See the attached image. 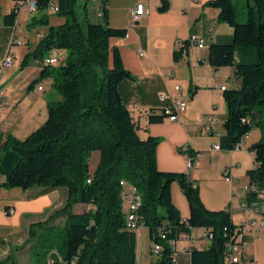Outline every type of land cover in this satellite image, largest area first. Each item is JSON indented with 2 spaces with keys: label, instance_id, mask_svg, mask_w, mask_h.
I'll list each match as a JSON object with an SVG mask.
<instances>
[{
  "label": "trees",
  "instance_id": "obj_1",
  "mask_svg": "<svg viewBox=\"0 0 264 264\" xmlns=\"http://www.w3.org/2000/svg\"><path fill=\"white\" fill-rule=\"evenodd\" d=\"M99 1L103 21L82 23L77 11L80 0H35L39 23L47 27L38 50L40 59L52 49L66 56L58 65H42L34 84L51 78L61 100L48 103L47 121L26 139L8 135L0 143V174L5 177L0 185L23 190L67 188L68 198L48 224L31 226L28 263L11 254L0 264H136L137 238L135 230L126 226L123 181L141 196L138 224L147 227L153 244L161 247L154 264H175L171 241L190 235L194 228H205L212 241L209 248L192 251V264H230L228 244L237 230L232 213L207 209L188 173L158 168L161 138L139 135L138 120L120 93L121 84L134 76L111 40L125 37L127 30L109 25V0ZM53 3L59 8L56 15L65 19L59 26L50 25L48 9ZM210 4L220 11V20L232 27L233 41L212 44L209 62L215 68L234 67L240 80L238 89L225 92L228 119L220 148L239 147L258 127L261 140L249 148L257 167L248 176L256 190H264V0H214ZM169 8V1L161 0L159 11ZM16 19L14 9L3 15L0 8V23L12 27ZM187 46L184 43L177 50V60L184 57ZM93 152L100 153V160L91 171ZM174 182L180 184L189 203L187 220L173 203ZM256 197L257 191L247 195L249 201ZM76 204H91L94 209L77 214ZM59 217L65 218L64 223L52 225ZM245 264L249 263L245 260Z\"/></svg>",
  "mask_w": 264,
  "mask_h": 264
},
{
  "label": "crops",
  "instance_id": "obj_2",
  "mask_svg": "<svg viewBox=\"0 0 264 264\" xmlns=\"http://www.w3.org/2000/svg\"><path fill=\"white\" fill-rule=\"evenodd\" d=\"M168 1L169 10L160 12L161 0H109V25L127 30L125 37L113 38L111 43L119 47L125 67L134 76L120 86L123 101L138 120L142 138H161L157 147L161 171L188 173L197 184L205 207L211 211L230 210L237 225L249 219H264V200L251 201L257 203V212L242 208V203L249 201L247 195L252 186L248 173L257 167L249 148L261 140V130L254 127L233 150L215 149L216 145H221L228 119L225 92L238 89L240 80L234 67L215 68L210 64V46L231 44L233 29L220 20V11L210 4L214 0ZM140 2L146 4L147 13L135 18L134 12ZM0 8L3 15H7L13 10L14 2L0 0ZM40 19V13L30 15L26 8L18 18L22 45L14 46V65L0 74V143L8 135L26 139L47 121L48 103L61 100L51 78L34 84L43 71V66L37 63L41 60L38 50L43 38L40 35L47 34V27L39 23ZM64 21L63 17L50 16V25L59 26ZM97 21H103L101 8ZM13 29V26L0 23V62L10 48ZM192 34L204 41V48L188 43ZM184 43L188 44L187 54L177 60L176 52ZM62 53L64 58L66 54ZM170 74L175 75L173 79L169 78ZM176 84L182 87V93H175ZM223 86L225 91L221 89ZM162 93L187 102L178 121L172 122L163 115L162 109L172 103V98L163 103ZM95 153L96 163L90 166L91 171L97 168L100 160V153ZM190 157L195 158L196 164L189 171ZM226 170L233 181L226 180ZM4 181L5 177L0 174V184ZM171 190L175 207L184 220L188 219L190 207L180 184L174 182ZM0 194L4 195L0 199V260L11 254L19 260V254L28 247H20L21 240L29 238L32 225L50 222V217L65 205L68 189L33 187L23 190L0 185ZM8 209L14 213L8 214ZM93 209L91 204H76L73 208L77 214ZM127 210L124 203L125 214ZM64 221L65 218L59 217L52 225H62ZM134 232L136 264H154L156 255L149 229L142 226ZM246 240L248 249L244 258L247 263L264 264V226L257 236L248 233ZM210 244L205 228H194L190 235H180L176 247L184 252L178 256V264H192V251L207 249ZM29 252L32 259L31 249Z\"/></svg>",
  "mask_w": 264,
  "mask_h": 264
},
{
  "label": "built area",
  "instance_id": "obj_3",
  "mask_svg": "<svg viewBox=\"0 0 264 264\" xmlns=\"http://www.w3.org/2000/svg\"><path fill=\"white\" fill-rule=\"evenodd\" d=\"M12 1L14 2L13 9L17 13V19H16L15 25L13 26L14 29H13V35H12V41L10 44V48L4 60L0 62V74L5 68H9L14 65V62H15L14 46L22 45L21 38L19 37V34L21 33V29L18 26L19 15L21 14L24 8H26L29 11L30 15L36 13L35 0H25L23 2L20 0H12ZM50 8L54 13H57L59 11L58 5L56 3H53ZM146 13H147L146 4L143 2H140L137 5L135 12H134L135 18L143 17L146 15ZM40 37L43 38L44 36L41 34ZM188 43L191 45H197L199 48L205 47L204 41L196 34H192L190 36ZM186 54H187V49H185L184 56H186ZM62 55H63L62 51L58 49H52L50 52H48V55L44 57L42 60H37V63L42 66L43 61H52V65H58L60 60H62L63 58ZM141 55H143V53ZM174 76H175L174 74H170L169 78L173 79ZM221 89L222 91H225L226 87L223 86ZM39 90H42L41 86H39ZM174 90H175V93L177 94L182 93V87L179 84H176L174 86ZM170 98H172V103L164 106V108L162 109V113L170 121L172 122L178 121L181 118L182 113L187 108V102L181 99L176 100L174 97L166 93H162L160 95V100L163 103H166L167 100ZM215 149H220V145H216ZM195 164H196L195 158L190 157L187 162V169L189 171L192 170ZM226 171H227L226 180L233 181V179L228 176L229 170H226ZM89 182H91V180H89ZM121 184L125 188V191L122 194V198H123L124 203H126L128 206V210L126 213V226L130 230L139 229L140 227H142L137 222L138 211L141 207V196L138 194L137 189L127 184V182L123 181L121 182ZM253 191H257V197H256L257 199L264 200V190H256L254 186H251L249 189V192H253ZM242 208L252 209L256 212L258 211L257 203L251 202V201L243 202ZM7 213L12 214L14 213V210L8 209ZM263 226H264V219H261V220L249 219L237 225L236 235L228 244V255H229L228 258H229L230 264H245L244 253L248 249V242L246 240V235L249 233V234H253L254 236H257L260 229ZM207 238L212 241L211 234L207 233ZM171 245L174 248V254H173L174 262L175 264H178V256L180 253L184 251L177 249L176 241H171ZM160 250H161V247H158V244H153V252L155 253L156 256Z\"/></svg>",
  "mask_w": 264,
  "mask_h": 264
},
{
  "label": "rangeland",
  "instance_id": "obj_4",
  "mask_svg": "<svg viewBox=\"0 0 264 264\" xmlns=\"http://www.w3.org/2000/svg\"><path fill=\"white\" fill-rule=\"evenodd\" d=\"M85 6H87V8ZM100 8H101V5L97 0H80V4L77 8L80 21L82 23H86L87 21H91V22L96 21L97 13H98V10H100ZM48 13L54 17H57V18L60 17V16L56 15V13H54L51 10V8L48 9ZM94 153L95 152H93V155H92V158L90 161V166L91 165L93 166L96 163V155H94ZM95 154H98V153H95ZM3 197H4V195L0 194V199H2ZM25 239H23L25 242H23V240H21L22 245H20V247H23V248L28 246V247H26V251H24L22 254H19V260L22 263H28L31 259V258H29V257H31V254L29 252V250H30L29 244L31 243V241L29 240V238L27 239V236Z\"/></svg>",
  "mask_w": 264,
  "mask_h": 264
},
{
  "label": "bare ground",
  "instance_id": "obj_5",
  "mask_svg": "<svg viewBox=\"0 0 264 264\" xmlns=\"http://www.w3.org/2000/svg\"><path fill=\"white\" fill-rule=\"evenodd\" d=\"M42 64L43 65H52V61H43Z\"/></svg>",
  "mask_w": 264,
  "mask_h": 264
},
{
  "label": "water",
  "instance_id": "obj_6",
  "mask_svg": "<svg viewBox=\"0 0 264 264\" xmlns=\"http://www.w3.org/2000/svg\"><path fill=\"white\" fill-rule=\"evenodd\" d=\"M187 220V219H186Z\"/></svg>",
  "mask_w": 264,
  "mask_h": 264
}]
</instances>
